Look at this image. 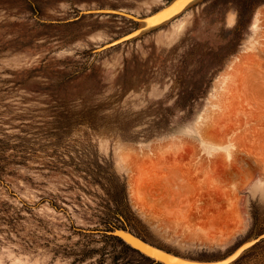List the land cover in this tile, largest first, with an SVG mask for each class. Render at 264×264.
<instances>
[{
  "label": "rangeland",
  "instance_id": "rangeland-1",
  "mask_svg": "<svg viewBox=\"0 0 264 264\" xmlns=\"http://www.w3.org/2000/svg\"><path fill=\"white\" fill-rule=\"evenodd\" d=\"M263 80L264 0H0V264H164L115 228L202 262L261 235Z\"/></svg>",
  "mask_w": 264,
  "mask_h": 264
},
{
  "label": "water",
  "instance_id": "water-1",
  "mask_svg": "<svg viewBox=\"0 0 264 264\" xmlns=\"http://www.w3.org/2000/svg\"><path fill=\"white\" fill-rule=\"evenodd\" d=\"M90 12L120 13L118 11H113V10H93ZM166 14H167V11L161 12L158 15V18H160ZM147 20L149 21L150 19H146L144 21H147ZM109 233L112 235H117V236L121 237L126 243H128L130 246H132L136 250H138V251L142 252L143 254H145V255H147V256H149V257H151L157 261H160L164 264H167V263H165V261H163V259H158L159 257L164 258L165 260H169L171 262L177 263V264H230L233 261H235L242 253H244L246 250H248L252 246L256 245L259 241H261L264 238V232H263L258 237L253 238L252 240H249V241L243 243L242 245L238 246L232 253H230L229 255H227L226 257H224L222 259L215 260V261H204V262H202L201 260L185 258L182 256L179 257V255H176L174 253L170 254V252H168L166 250L163 251L160 249H156L155 247L146 243L141 238H139V237L135 236L134 234L127 232L123 229L115 228L113 231H111ZM123 236H128V238L130 239V242L127 241ZM143 249L147 250V251H144Z\"/></svg>",
  "mask_w": 264,
  "mask_h": 264
},
{
  "label": "bare ground",
  "instance_id": "bare-ground-1",
  "mask_svg": "<svg viewBox=\"0 0 264 264\" xmlns=\"http://www.w3.org/2000/svg\"><path fill=\"white\" fill-rule=\"evenodd\" d=\"M230 23L233 22V19L230 18L229 19ZM255 91L260 94V95H264V80L263 81H259L257 84H256V87H255ZM122 235V234H121ZM127 241L130 242V239L128 238V236H123ZM132 243V242H131ZM147 243V242H146ZM150 245V244H149ZM152 246V245H151ZM154 247V246H153ZM156 248V247H155ZM156 249H159V248H156ZM144 250V249H143ZM161 250V249H160ZM144 251H147V250H144ZM164 251V250H163ZM171 254V253H170ZM173 255V254H172ZM158 259H163V261H165V263L167 264H177V263H174V262H171L169 260H165L164 258H158Z\"/></svg>",
  "mask_w": 264,
  "mask_h": 264
},
{
  "label": "trees",
  "instance_id": "trees-1",
  "mask_svg": "<svg viewBox=\"0 0 264 264\" xmlns=\"http://www.w3.org/2000/svg\"><path fill=\"white\" fill-rule=\"evenodd\" d=\"M106 236H108V235H106ZM109 237H111V238H116L121 244H122V246H123V248H125V249H129V250H132V251H136V252H139L138 250H136L135 248H133L132 246H130L129 244H127L124 240H122L121 238H118L117 236H112V235H110Z\"/></svg>",
  "mask_w": 264,
  "mask_h": 264
}]
</instances>
